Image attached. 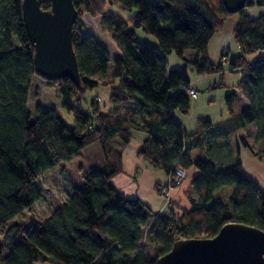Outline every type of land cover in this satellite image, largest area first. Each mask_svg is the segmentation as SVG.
I'll use <instances>...</instances> for the list:
<instances>
[{
    "label": "trees",
    "instance_id": "16d2710c",
    "mask_svg": "<svg viewBox=\"0 0 264 264\" xmlns=\"http://www.w3.org/2000/svg\"><path fill=\"white\" fill-rule=\"evenodd\" d=\"M22 2L0 0V228L8 227L0 242L1 264H158L175 241L214 237L230 222L264 230V187L246 175L240 160L243 147L264 159V147L255 150L248 134L252 125L256 142L264 141V0H247L237 14L222 0H73L81 85L38 75ZM41 7L49 9L51 0H42ZM253 7L262 12L247 13ZM86 15L104 16L102 29L119 55L110 58L85 30ZM232 15L239 16L233 30L239 53L226 58L225 68L228 53L213 63L207 48ZM136 29L158 43L137 40ZM187 50L196 52L192 59L185 57ZM171 53L185 61L183 68H169ZM188 67L203 76L221 73V80L225 72L240 74L237 89L225 96L231 120L213 123L201 117L196 131L184 129L175 112L190 111ZM103 75L108 79L101 80ZM35 76L58 89L59 110L72 116L69 122L57 108H29ZM103 84L110 88L106 108L97 96L82 109L83 95ZM241 94L248 105L236 111ZM134 131L146 134L137 157L170 178L155 186L161 197L170 188L162 211L123 195L113 183L124 172L123 146ZM94 143L102 149L103 163L88 167L83 184L72 186L52 215L29 226L8 225L38 201L42 174ZM178 170L185 175L173 185ZM142 172L136 163L134 178ZM227 186L233 187L228 195ZM4 245L9 252L3 253Z\"/></svg>",
    "mask_w": 264,
    "mask_h": 264
},
{
    "label": "water",
    "instance_id": "95a60500",
    "mask_svg": "<svg viewBox=\"0 0 264 264\" xmlns=\"http://www.w3.org/2000/svg\"><path fill=\"white\" fill-rule=\"evenodd\" d=\"M222 1L229 13L237 14L245 8L247 0ZM41 2H22L25 27L35 50L36 72L49 80L67 77L81 85L73 46V29L79 17L74 2L51 0L49 9H43ZM158 264H264V230L230 222L214 237L175 241L170 251L158 259Z\"/></svg>",
    "mask_w": 264,
    "mask_h": 264
},
{
    "label": "crops",
    "instance_id": "0c3cea01",
    "mask_svg": "<svg viewBox=\"0 0 264 264\" xmlns=\"http://www.w3.org/2000/svg\"><path fill=\"white\" fill-rule=\"evenodd\" d=\"M247 10V13L252 16H256L262 12V9L257 7L249 8ZM126 16L127 15H125V17ZM99 17L100 20L97 21L96 19H98ZM234 17L235 20H233V22H231L229 26H226V24L225 29L222 32L213 35L209 42L207 52L210 61L213 63H218L221 61V54L223 52H226L229 55L228 57H224L222 59L223 65L226 64V58H229L233 55H237L239 53L237 44L233 36V30L237 22L239 21V16L237 15ZM103 18L104 16L100 15L95 17L94 20L97 24H102ZM101 26L103 27V25ZM102 27L97 32L101 31L103 33H107V31H104ZM119 54L120 51L117 55ZM195 54V51L191 52L190 56H187L186 52L184 53L185 57L188 59H192ZM246 57L249 60H253L255 58V55H248ZM167 60L169 63V68L171 69H181L184 67L185 64V61L179 58L175 53L167 55ZM226 66L227 65H225V68ZM188 74L191 79L190 87L197 90L199 92V95L197 98L191 97L190 111L188 114L185 115L179 111L175 112V116L182 123L184 129L188 133L196 131L197 120L201 117H207L213 123H220L227 120H231V113L227 106L225 96L227 93L237 89V83L240 78V74L232 76L233 74L231 72H225L223 74V80H221V73H214L203 76L199 75L193 68L188 69ZM212 87H214V89H212ZM48 90H51L55 93V97L57 99V103L55 104H57V107L59 104L60 108L62 97L58 89L56 87H53L52 85H49L44 80H38V82L36 83V88L34 90L31 89V94L29 96L28 101L29 108L31 103L30 100L32 96H34L36 98L34 102V108L36 106H40L43 109L42 103L38 101V98L40 97L41 93H43V91L47 93ZM109 95L110 89L109 92L106 94L107 99ZM45 99L47 105H51V102H49L46 97ZM105 104H108V101ZM247 105V96L241 94L240 98L236 101L234 105V110L237 111ZM57 107L53 106V108ZM249 130L251 132H255V127L251 125L249 126ZM254 134L255 133H253V135L252 133L249 134V142L254 146L255 150L263 149L264 141L261 140L256 142ZM132 136V140L128 144L123 146L124 172L117 175L113 179V183L123 195L127 197H138L142 201H144L148 206H150L153 210L161 211L163 207L161 203V196L157 194L155 186L157 184H167L170 178L165 171L161 169H156L148 161L141 160L137 157V151L142 141L145 139L146 135L143 137L141 135H135L133 133ZM240 160L242 162L243 170L246 175L252 180L256 181L260 186L264 187V159H258L254 156V154L249 148L243 147L241 148ZM245 160L248 163H245ZM136 163H139L143 168V172L138 179L134 178ZM259 172L261 173V175ZM146 190H148V192Z\"/></svg>",
    "mask_w": 264,
    "mask_h": 264
},
{
    "label": "rangeland",
    "instance_id": "374dc122",
    "mask_svg": "<svg viewBox=\"0 0 264 264\" xmlns=\"http://www.w3.org/2000/svg\"><path fill=\"white\" fill-rule=\"evenodd\" d=\"M234 16H237V15H232L229 17V19L227 20L226 26H229V24H231V22L235 20ZM86 18L88 19V22L86 24L85 30L87 32L89 31L90 33L94 34L96 38L103 43V45L107 48L110 58L113 59L119 53V48L117 44L114 41H112L111 36L107 34L108 32L107 33H103L101 31L97 32L102 27L101 23L97 24L94 18H91L88 15H86ZM96 20L99 21L100 17ZM136 38L137 40L141 42L145 41V42H149L152 44L158 43L157 39L153 35H150L144 32L142 29H136ZM191 52H194V51L187 50L186 55L190 56ZM109 66L110 67L112 66V62H110ZM232 74H233L232 76H236L235 73H232ZM107 79H108L107 75L101 76V80L104 81ZM38 80L41 81L42 79L35 76L33 83H32V90L36 88V83L38 82ZM109 89H110L109 86L103 84L93 90L87 91L83 95L82 109L88 110L90 101L93 98H96L97 96L101 98V101H100L101 103L99 104L100 106H102L101 109H105L106 108L105 106L108 105L105 103H107L108 101L106 94L109 92ZM45 97L47 98L49 102H51L50 103L51 105H47ZM35 99L36 98L32 96L30 100L31 109H34ZM38 101L42 103L43 109H50V108H53V106L57 107V104H55L57 103L55 93L51 90H48L47 93L43 91V93H41L40 97L38 98ZM57 109L59 110V104H58ZM59 111H61V114L68 122L72 119V116L65 113L62 110V108ZM33 114L34 115L36 114L35 111H33ZM250 132L251 131H249L248 133L249 134L252 133V135L253 133L256 134V132H253V131L251 133ZM133 133L135 135H141L143 137L146 135L138 131H134ZM198 156L200 158L204 157V155L200 151H198ZM102 160H103L102 149L100 145H98V143H94L86 148L81 149L78 153H75L69 162H63L62 164L46 171L44 174H42V176L36 182V185L41 193L38 201L32 207L25 210L22 214H19L15 218L10 220L8 225L19 222V223L29 226L32 223H36L39 220L48 218L50 215H52L55 208L58 207L62 202H64L69 192L72 193V186L77 187L83 184L85 176L87 175L89 171L88 167L90 166L92 167L97 164L101 165L103 163ZM245 163H248V162L245 160ZM232 189H233L232 186H227L223 189V193L228 195L231 193ZM146 191L148 192V190ZM164 200H165V197L162 196L161 197L162 206H163ZM164 209L165 208H162L161 211ZM7 228H8L7 225L0 228V242L2 241V235L4 231H6ZM2 249H3V253H7L10 250V246L4 245ZM38 264H48V263H38Z\"/></svg>",
    "mask_w": 264,
    "mask_h": 264
},
{
    "label": "built area",
    "instance_id": "2783aa9c",
    "mask_svg": "<svg viewBox=\"0 0 264 264\" xmlns=\"http://www.w3.org/2000/svg\"><path fill=\"white\" fill-rule=\"evenodd\" d=\"M237 48H238V50H239V46H238V45H237ZM222 64H223V62H222ZM189 94H190V96H191L192 98H197L198 95H199V92H198L197 90L193 89V88H190V89H189ZM99 100H101V99L99 98ZM184 175H185L184 170H178V172H177V177L175 178V180H173L172 184H173V185L177 184L178 181H179ZM169 189H170V188H169ZM169 189H163V192H164V194H165L164 197H165V196L168 197V195H169ZM164 190H165V191H164ZM166 197H165L164 203H168V200H167Z\"/></svg>",
    "mask_w": 264,
    "mask_h": 264
},
{
    "label": "flooded vegetation",
    "instance_id": "af4514ba",
    "mask_svg": "<svg viewBox=\"0 0 264 264\" xmlns=\"http://www.w3.org/2000/svg\"><path fill=\"white\" fill-rule=\"evenodd\" d=\"M77 21H78V19H77Z\"/></svg>",
    "mask_w": 264,
    "mask_h": 264
}]
</instances>
